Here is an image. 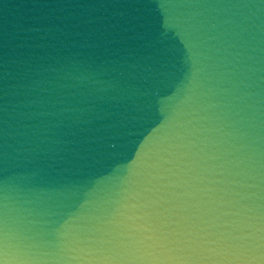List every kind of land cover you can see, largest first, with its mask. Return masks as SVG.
Instances as JSON below:
<instances>
[{
  "label": "water",
  "instance_id": "obj_1",
  "mask_svg": "<svg viewBox=\"0 0 264 264\" xmlns=\"http://www.w3.org/2000/svg\"><path fill=\"white\" fill-rule=\"evenodd\" d=\"M0 264H264V0H0Z\"/></svg>",
  "mask_w": 264,
  "mask_h": 264
}]
</instances>
